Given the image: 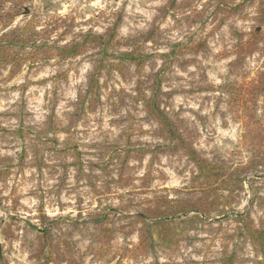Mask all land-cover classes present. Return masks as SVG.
<instances>
[{"label": "rangeland", "instance_id": "374dc122", "mask_svg": "<svg viewBox=\"0 0 264 264\" xmlns=\"http://www.w3.org/2000/svg\"><path fill=\"white\" fill-rule=\"evenodd\" d=\"M170 1L31 0L28 16H16L14 25L32 17L50 41L96 35L105 47L12 77L0 70V157L11 164L0 176V264H219L224 252L254 264L235 215L264 225V93L230 89L264 81V40L249 53L244 44L253 29L264 31V0ZM122 52L148 58L140 70L126 63L123 77L102 65L96 96L76 113L97 60ZM156 93L193 148L233 183L220 213L178 215L176 242L142 253L136 214L201 194L195 166L166 147L144 108L141 96ZM51 112L56 134L46 128Z\"/></svg>", "mask_w": 264, "mask_h": 264}, {"label": "trees", "instance_id": "16d2710c", "mask_svg": "<svg viewBox=\"0 0 264 264\" xmlns=\"http://www.w3.org/2000/svg\"><path fill=\"white\" fill-rule=\"evenodd\" d=\"M29 1L31 0H0V70L6 69L9 77L15 76L26 65H33L41 61L64 62L70 60L85 53L90 46L103 45L102 50L104 49V43L96 35H89L80 41L63 43L50 41L49 37L42 34L46 32V29L41 28V30H38L32 24V17L23 24L14 25L17 15L28 16L26 12L27 6L25 5ZM175 2L176 0H171L170 5ZM224 12L226 11L224 10ZM259 37L264 40V31L261 27L250 32L249 38L244 43L247 47L245 52L249 53L255 49L256 41ZM108 55H112V60L100 57L97 60L98 65H94V69L88 77L87 94H78L75 103L76 113L81 112L86 108V105L89 107L90 100H87L88 95L91 97L96 96V89L99 86L98 77L101 73L102 65L116 71L123 77L128 71L126 63H132L140 70L148 58V55L132 54L130 52H122L117 56ZM103 60L107 62L102 63ZM22 86V89L27 87L26 85ZM230 90L233 91V97H236V95H257L258 93H264V81L260 80L259 83L252 84L249 89L244 90L240 86L237 90L235 88ZM234 99L238 101L237 98ZM141 101H143L148 115L156 122L157 129L170 142L166 147L184 152L195 166L194 182L198 185L201 193L199 197L189 202H175L171 199H164L163 201L155 202L154 206H149L136 214L142 224L139 229L137 248L140 252L145 253L149 249H154L156 245H170L176 242L175 236L180 232L179 225L175 222V217L178 215L186 216L189 213H199L208 216L211 212L220 213V209L225 205V202H223L225 197L222 193L223 191H230V185L233 183V174L229 173L221 164L207 160L193 148L192 144L179 131L177 125L161 108L157 93L150 97L144 94L141 96ZM245 103L246 100L243 101V105ZM53 117L54 114L51 112L46 128L47 131L56 134L58 129ZM14 133L24 134V130L17 129ZM8 160L6 157H0V165H4L0 166V176L8 173L9 168L7 165H11L6 162ZM195 218H198V216L192 215L186 220H181V222H190ZM235 218L241 223L238 228L239 234L251 242L256 253L254 264H264V225H254L248 215L236 214ZM218 261L219 264H238L234 253L224 252Z\"/></svg>", "mask_w": 264, "mask_h": 264}]
</instances>
